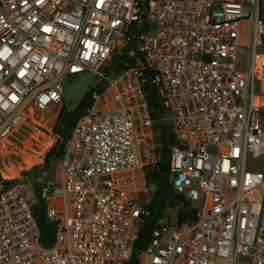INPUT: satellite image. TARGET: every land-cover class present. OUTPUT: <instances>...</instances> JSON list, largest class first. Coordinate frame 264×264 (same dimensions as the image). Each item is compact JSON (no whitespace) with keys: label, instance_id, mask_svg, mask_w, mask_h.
<instances>
[{"label":"built area","instance_id":"built-area-1","mask_svg":"<svg viewBox=\"0 0 264 264\" xmlns=\"http://www.w3.org/2000/svg\"><path fill=\"white\" fill-rule=\"evenodd\" d=\"M263 35L264 0H0L1 169L24 132L52 125L64 77L97 78L55 177L0 182V264H129L147 215L129 188L160 159L147 83L177 140L169 181L191 217L157 219L137 264H264ZM35 199L55 227L49 246Z\"/></svg>","mask_w":264,"mask_h":264},{"label":"trees","instance_id":"trees-1","mask_svg":"<svg viewBox=\"0 0 264 264\" xmlns=\"http://www.w3.org/2000/svg\"><path fill=\"white\" fill-rule=\"evenodd\" d=\"M127 58L128 57L123 51L121 53L114 52L111 56V64L114 69H117ZM90 91L91 88L85 90L71 109H67L63 104H60L51 125V132L55 136V139L44 152L42 162L38 169L31 168L24 173L27 178L36 177L40 175L42 171L54 168L56 160L61 155L63 143L69 137L71 128L77 117L91 101ZM144 91L150 117L156 126L154 140L155 148L160 154V159L157 162V167L145 172V182L152 183L154 187L148 200L144 204V207L147 210V215L139 225L137 239L133 243L129 264H137L138 253L147 243L155 222L162 217V211L165 208L176 207V219L178 221L191 217V211L186 209V206L179 195L173 193L169 181L168 150L169 147L177 144V140L168 130L169 122L163 119L166 111L162 106L160 97L155 92V89L147 83ZM0 182L4 189L13 184L15 180L1 181L0 179ZM31 183L32 187H37L38 183L36 181H31ZM44 208V201L42 199H35L32 206V215L38 228L39 242L43 246H49L53 241L55 227L53 223L48 222L45 218Z\"/></svg>","mask_w":264,"mask_h":264},{"label":"rangeland","instance_id":"rangeland-1","mask_svg":"<svg viewBox=\"0 0 264 264\" xmlns=\"http://www.w3.org/2000/svg\"><path fill=\"white\" fill-rule=\"evenodd\" d=\"M247 37H248V24L245 21L242 22V31L240 37L241 47L247 41ZM262 52L264 54V35H263ZM107 75L109 77H114L115 74L110 72L107 73ZM96 80H97L96 76L90 71H83L81 73L72 76L64 77L61 82L62 85L61 104H63L67 109H71L74 106V104L78 101V99L81 97L82 93L85 90L91 88ZM259 92L264 96V79L262 84L260 85ZM49 111L51 113L52 112L54 113V110L52 109ZM51 121L52 120L43 123L42 126L38 129V132L35 130L34 132L35 139H33L28 132H24V134H22L23 136L18 138L19 139L18 141L14 139L15 144L12 143L10 147L11 154L9 156H6L2 162L4 166L7 167L8 170H4L3 168L2 169L0 168V172H1L0 176L2 175L3 177H9L6 178L5 180L18 179L25 172L33 168V166L42 162V158H43L42 154L44 155V152L49 148V146L55 139V136L52 134L50 128ZM29 148H31L32 150H30ZM22 157H24V159L25 157L26 158L29 157L30 159H32L33 162L32 165L29 167H25L27 166V163L23 161ZM255 161L257 163H264V155L260 156ZM44 171H45V175L48 178L55 177L54 168H50ZM15 173H17L18 177L16 176L10 177ZM134 179L136 183L135 185L131 186L129 190L132 193V195L135 197L137 202L143 203L148 200L154 186L152 183L149 182L146 183V185L143 184L140 180V176H138L137 174L134 176ZM176 209H177L176 207H167L162 211V216L172 221L176 217Z\"/></svg>","mask_w":264,"mask_h":264},{"label":"water","instance_id":"water-1","mask_svg":"<svg viewBox=\"0 0 264 264\" xmlns=\"http://www.w3.org/2000/svg\"><path fill=\"white\" fill-rule=\"evenodd\" d=\"M33 195L35 196V198H39L38 190H34L33 191Z\"/></svg>","mask_w":264,"mask_h":264}]
</instances>
